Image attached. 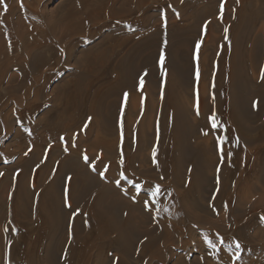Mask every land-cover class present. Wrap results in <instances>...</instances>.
Returning <instances> with one entry per match:
<instances>
[{
    "label": "bare ground",
    "instance_id": "obj_1",
    "mask_svg": "<svg viewBox=\"0 0 264 264\" xmlns=\"http://www.w3.org/2000/svg\"><path fill=\"white\" fill-rule=\"evenodd\" d=\"M14 1L3 0L0 3L1 18L8 20L18 12L24 13L23 10L27 11V16L40 15L37 6L41 0H33L35 3L28 5L24 4L28 0H22V5H14ZM135 1L134 6L133 0H75L57 18L65 21V26L61 28V38L57 36L56 40L60 42L59 39L67 38L70 40L67 47L82 43L85 28L81 24L82 16L84 23L94 22L95 17L106 16L114 22H128L126 18L132 14L142 17L145 0ZM169 1L179 9V22L160 25L156 29L145 28L144 36L138 40L142 35L122 37L123 40L101 38L84 50L78 58L81 69L77 67L68 84L55 92L56 98H62L67 91L63 104L55 112L45 113L46 118L41 123L33 126L31 116L19 112L16 106H20L24 100L22 97L15 101L11 110L12 116L16 113L17 118L11 119L8 112L0 118V126L4 124L7 136L14 137L12 152L1 156L2 159L10 160L15 154L22 155L19 160H11L0 169V240L6 254L5 264L14 263L19 249L22 264H39L40 261V264H55L51 241L57 235L61 237L60 246L65 251L62 252L65 253L66 264H90L93 250L106 247L116 248L124 255L120 264H127L135 229L132 226L136 217L133 211L139 207L127 203L130 186L153 193L155 190L147 184L150 177L156 176L158 182L172 177L177 183L187 178L188 185L183 187L186 197L177 190L176 183L170 186L174 190V202L180 205L198 186L202 169L213 168L221 159L220 171L223 174L225 167L232 163L234 154L229 147L235 134L243 135L245 139L252 133L255 138L260 135L261 128L252 124L249 109L254 102L259 104L264 99L261 79L264 67V0H249L248 7L244 0ZM215 15L222 16L217 25V36L213 34L216 23L211 18ZM140 17H132L135 21L121 26L109 25L108 32L121 35L136 31L143 27L145 17ZM258 18L263 20L258 28L260 31L257 32L256 27L254 31L257 33H252ZM181 23L185 25L181 26ZM5 24L7 27L8 23ZM26 32L17 39L14 36L10 38V34L1 35L4 41L0 44V82L12 68L19 73L16 81L20 79L26 84L29 79L36 80L30 63L35 62L39 52L46 47V32L33 27ZM153 32L158 35L154 37ZM201 35L202 40L199 38ZM207 42L214 44L213 49L206 48ZM187 43L189 56L182 58L180 54L186 50L181 53V47ZM194 46L197 69L195 60L191 59ZM142 64L146 67L144 71L140 70ZM248 70L253 73L252 79H247ZM141 79L147 81L149 96L137 90ZM13 81L10 80V84ZM24 89L28 92L23 95L28 97L32 87L27 85ZM187 101L195 110L194 119L189 117ZM34 109L27 107L30 112ZM213 115L219 125L217 128H213L210 122ZM14 120L24 121L25 127L12 130L11 125L16 124ZM38 125L42 126L40 138L39 134L35 135ZM200 130L203 138L193 144L194 134ZM93 131L95 135L91 140L88 141L87 137L79 139L78 144L84 150L79 146L68 150L64 146L80 134L88 136ZM128 132L137 134V142L142 143L143 137L145 141L155 142L151 157L153 171L136 169L137 156L135 150L131 151L127 145ZM218 134L225 138L223 144L218 143ZM254 158L253 166H258L262 162L261 154L256 153ZM245 161L250 162V159ZM89 169L96 173L91 174ZM101 172H104L103 178ZM63 179L66 186L64 194L60 195ZM143 179L146 183H141ZM62 195L71 209L63 208ZM122 196L129 200L125 201ZM161 202L162 198L150 205L157 209ZM156 211L154 218L159 225L157 229H146L141 251L157 246L161 240L166 242L163 231L167 228L177 230L181 224V221H172L168 215L170 211ZM170 214L176 216L179 213ZM18 229L20 232L16 235ZM36 240L41 253L37 263L31 261L30 254ZM158 247L163 248L161 245ZM244 264L260 262L245 260Z\"/></svg>",
    "mask_w": 264,
    "mask_h": 264
},
{
    "label": "rangeland",
    "instance_id": "obj_2",
    "mask_svg": "<svg viewBox=\"0 0 264 264\" xmlns=\"http://www.w3.org/2000/svg\"><path fill=\"white\" fill-rule=\"evenodd\" d=\"M74 2L75 0H41L40 4L37 3V10L40 13L38 17H31V15L27 16L26 10H23L24 13H16L8 20H5L7 19L6 17L1 18L0 16V18L2 19L0 20V44L4 41L1 36L2 34L4 36L10 34V38L14 36L15 39H17L19 38V36L27 34L28 32L26 31L28 28L33 27L35 29H41L43 30V32H46H44L46 37L45 43H47L48 45L42 48L41 52H39L38 54L40 56L36 57V61L30 63L32 64L30 66L33 68L36 80L30 81L29 79L27 80L26 84L24 82H21L20 79L16 81V79L18 78V72L15 70V68H12L7 72V76L5 75V78L0 82V118L3 117L6 112L11 115V119L17 118L15 116L16 113L12 116L11 110L12 107L15 106V101L17 102L18 98L22 97L24 100L20 102V106H16L17 109H19V112L31 116L33 126H35V124H38L39 122L41 123V121L46 118L45 113H51V111L53 110V112H55L57 108L63 104V97H66L67 91L63 93L62 98H56L55 94L57 93V90L59 88H62L63 86L68 84L72 74L75 72L77 67V69H81V66H79L80 63L78 64V58L81 56L84 50H86L88 47L94 46L101 38L106 37H110L113 40H123L122 37L142 35L136 40L141 39L144 36L143 33H145L146 29H156L160 25L177 23L179 22L180 17L179 9L172 6L169 0H145L143 5L145 10L144 14H140L142 15V17H145V20L142 24L143 27L139 28L136 31L125 33L127 35H117L116 33L108 32L107 28L109 25L121 26L133 22L134 19L132 17L139 18L140 16H132V14L130 15V17L126 18L128 22H123V20L121 22H114L106 16L105 18L95 17L94 22L85 21L86 23L82 22V20L85 19L82 16L80 17L81 24L85 26L83 31H86L85 33L83 32V38H81L83 42L78 46H74L73 44H71L72 46L67 47L70 41L67 38L59 39L60 42L56 40L58 39L57 36L61 38V28L63 29L65 26V21H59L58 19L60 15H62V13L70 7V4H73ZM136 2L137 1L133 0L132 4L135 6ZM14 3V5H22L23 1L15 0ZM29 3L32 4L35 2L33 0L24 1V4L26 5H28ZM244 4L248 7L249 0H244ZM116 6L118 5L116 4ZM77 11L80 12L79 9ZM0 14L3 15L1 12ZM220 17L222 16L215 15L211 17L213 19V22L216 23V27L213 32L214 36L218 35L217 25L220 22ZM260 18L257 19L258 22L256 20L257 23L255 22L252 33H257L258 30L260 31V29L258 28L261 27L260 24H262L264 20ZM6 22L8 23L7 27V24H5ZM55 25H57L56 28H54ZM180 25L184 26L185 24L181 23ZM43 26H45L47 29ZM57 28H59L60 31ZM254 29L257 32L254 31ZM50 30H52L53 33ZM154 33L155 32L151 34L156 37L158 34ZM151 34L149 36H151ZM199 38L200 40H202V35L199 36ZM207 43L205 44L206 48L209 47L210 49H213L214 44L211 42H209L208 44ZM182 46L183 47H181V53H183L185 50L186 51L182 55L180 54V57H188V43ZM195 49L196 46L193 47L191 59L192 61L195 60L194 67L195 69H197V58L196 52L194 51ZM50 60H52L51 63L48 62ZM142 65L143 66H140V70H146L144 64ZM150 65V67H154V64ZM262 70H264V67L262 68ZM248 72L247 79H252V71L248 70ZM10 80H14L13 83L10 84ZM140 81L141 80H138L137 90H142L143 93L146 92V96H149L150 93L146 91L147 81L143 80L142 85ZM262 84H264V80ZM27 85L28 87L30 85L32 89L30 91V95L28 97H25L23 94L25 92H28L26 89H24L27 87ZM90 93L91 89L89 90L88 94ZM88 96L91 97V95ZM151 96L155 98L152 92ZM28 105L31 106L32 109L35 108L33 112L27 110ZM188 105L189 102L187 103V107L190 106ZM190 107L187 108L189 117L191 119H194L196 115H194L195 113L193 112L195 110L192 107L191 109L193 110H190ZM253 107L254 105H251L249 109V111H251L250 115L252 118V122H254L252 124L255 127L259 126L261 128L260 135L255 138L252 133L249 135L250 138L245 139L242 137L243 135L235 134L234 136L236 137L234 138V140L231 139L232 141H230L229 147V150L231 149V153L234 154L231 160L232 163L229 164V166L227 165V167H225L223 174H221L220 171V167L223 163L221 159L217 160L213 168L208 167V169H202V176L201 178L199 177L198 186L195 187L191 192L192 198H184L182 204L179 205L178 203L174 202L172 196V192L174 193V190L171 189L170 186L172 185L171 183H176L177 190L183 192V195L186 197L187 194H185V190L183 187L188 185L187 178H185V180L182 179V181L180 180V183H177L174 182V179L172 177H168L161 182H158V178L156 176H153V179L150 177V180H147V184L151 185V188H153L155 191L157 186H159L160 189L159 193L156 196H153L154 192L152 193L147 189L145 191L135 188V186L129 187L128 194L131 193L129 197L130 200L127 197H122L125 198V201L129 200L127 203L132 204L133 206H135V208H137L138 206L139 207L136 209L137 211H133V214L135 213L134 215L136 217L133 219L132 226H134L135 229L133 230V234L131 237V242L133 243L132 248L130 254L128 255L127 261L125 260L127 264H244L245 260H249V263L252 261L264 264V222L260 220V217L264 216V127H262L264 125V99L261 100L259 104H257L254 108ZM123 110L124 105L123 107H121L120 114L123 112ZM14 121L16 122V124L14 123L15 125H11L12 130L14 128L23 129L25 127L24 121ZM258 123L262 124V126ZM41 131L42 126L38 125L35 128V135L39 134V138L42 135ZM94 135V131L88 136L80 134L78 137H76V139H72L71 143H65L64 146L68 150H73L74 148L79 147L80 150H84V147L82 148V145L78 144L79 139L85 140V138L87 137V140L89 141L93 138ZM202 136V130H200L198 134H194L193 140L195 142L192 140L193 144L196 143V141L200 140V138L202 140ZM217 136H219L218 138H220V134H218ZM136 137L137 134H133V132H128L126 134L128 147L131 148V151L135 150L134 153L136 152V169H151L153 171L152 167H154V164L153 158L151 157H153L152 154L154 151L155 142L152 143V141H145L146 139L143 137L144 140L142 141V145L141 142L136 141L138 139ZM13 139V136H7L6 127L4 126V124H1L0 141L2 142L0 144V169L6 167L11 160H19L22 156L20 154H15L14 156H12V158H10V160L2 159L4 155L12 152L14 144ZM20 140L21 143H24V140ZM237 140L239 141V143H237ZM15 142L18 141L15 140ZM138 143H141L139 147ZM138 149H140V152ZM256 153L261 154L262 162H260L258 166H253L252 162L256 158H254ZM246 158H249L250 162H246ZM228 159L230 160V158ZM228 159H226V161H228ZM89 171L91 174L96 173L92 169H89ZM141 183H146V179H143ZM220 185L221 190L219 192ZM65 186L66 180L63 179L61 181L60 195L64 194ZM63 198L64 197L62 195L63 208L66 210L71 209L68 202L65 200V198ZM161 198L162 204L159 203L158 206H156L157 209L151 207L150 204L159 202V199ZM133 200H135L136 202ZM146 204L147 207L145 206ZM187 204H191V206L188 207ZM159 208L163 209V211H170V213L178 212L179 214L176 216H172L170 213L168 215L173 222L181 221V224L179 223L177 230H171L170 228H167V231H163V234L166 235L163 239H167L166 242L161 240V242H158L157 246L155 245L149 248L147 251H141L140 245L145 241L146 235H144V232L146 231V229H157V226L159 225V223H157L158 221H156V218H154L155 212H157L156 210H160ZM137 212L138 214H136ZM140 215L142 217H140ZM181 216L183 217V219H181ZM84 226L85 223H83V227ZM83 227L82 231L84 229ZM82 231L81 233L84 234V232ZM19 232L20 229L16 230L15 234L17 235L19 234ZM63 232L65 233L66 230H63ZM60 239V235H57L51 241L52 249L54 250L52 252L55 253L56 256L54 263L66 264L64 262L65 253L63 254V252L65 251L63 250L62 246H60ZM236 242H239L241 244V248L239 249L238 253L235 248ZM1 244L2 242L0 243V254L2 256H0L3 258L0 257V264H5L6 254L3 252L4 249L2 247L3 245ZM38 244L39 241L37 240L35 243H32L33 248L31 249L30 253L31 261L33 260L36 263L39 259H41L39 248L40 245ZM36 245L38 246V248ZM160 245L163 247L162 249L158 247ZM213 245L215 247H213ZM56 248L59 250L58 252ZM1 251L3 254L1 253ZM237 255H239L240 259H237ZM15 257L16 259L13 264H22L23 261L20 258V249L18 250V252L16 251ZM123 258L124 255L122 256V254L119 253L118 250L114 247L96 248L91 253L90 264H120V261Z\"/></svg>",
    "mask_w": 264,
    "mask_h": 264
},
{
    "label": "snow or ice",
    "instance_id": "obj_3",
    "mask_svg": "<svg viewBox=\"0 0 264 264\" xmlns=\"http://www.w3.org/2000/svg\"><path fill=\"white\" fill-rule=\"evenodd\" d=\"M2 2H3V0H0V3H2ZM6 7L7 6L5 5V10H6ZM221 12H223V4L221 5ZM225 31L227 32V29ZM197 48H199V45H197ZM163 61H164V57H163V54H161V65H163ZM261 79L264 80V70H262V72H261ZM140 83H141V85L143 84V79H141ZM125 99H127V94H125ZM257 104H258V102H254V107ZM210 122H211V125L213 128L219 127L217 120H216V117L214 115L210 117ZM205 135H207V133H205ZM224 142H225V138H220L218 141L219 144H223ZM237 143H239L238 140H237ZM221 152H222V149H221ZM222 158H223V155H222ZM84 159L86 162L88 161V158L86 156L84 157ZM100 175L103 178L104 172H101ZM159 191H160L159 186H157L156 191L153 193V196H156L159 193ZM145 206L147 207V204ZM260 220L262 222H264V216H261ZM213 247H215V246L213 245ZM235 248H236L237 253H238L239 249L241 248V244L239 242H236ZM237 259H240L239 255H237Z\"/></svg>",
    "mask_w": 264,
    "mask_h": 264
}]
</instances>
